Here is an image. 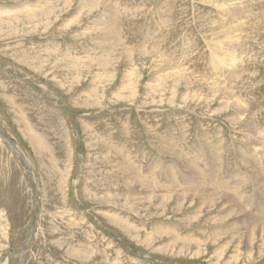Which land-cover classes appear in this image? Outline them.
<instances>
[{
  "label": "rangeland",
  "instance_id": "rangeland-1",
  "mask_svg": "<svg viewBox=\"0 0 264 264\" xmlns=\"http://www.w3.org/2000/svg\"><path fill=\"white\" fill-rule=\"evenodd\" d=\"M0 8L9 11L0 14V264H264L259 232L229 243L227 221L210 225L216 208L171 195L188 193L172 186L193 184L182 175L190 171L157 149L177 148L205 174L216 168L221 185L248 199L249 181L241 197L233 180L247 175L234 158L237 150L264 163V0H0ZM99 24L117 32L112 53L95 43ZM132 71L135 95L119 96ZM94 88L103 95L84 99ZM223 102L237 109L216 113ZM124 158L152 190L123 181ZM112 213L136 229L118 228ZM170 226L200 246L169 243ZM199 231L217 237L203 242ZM218 247L225 253L214 261Z\"/></svg>",
  "mask_w": 264,
  "mask_h": 264
},
{
  "label": "bare ground",
  "instance_id": "bare-ground-1",
  "mask_svg": "<svg viewBox=\"0 0 264 264\" xmlns=\"http://www.w3.org/2000/svg\"><path fill=\"white\" fill-rule=\"evenodd\" d=\"M95 1V0H94ZM111 1V0H110ZM98 1H96L97 3ZM104 2V1H103ZM58 3V2H57ZM86 3L85 1H82L81 2V9L84 8L86 6ZM108 3V2H107ZM65 5V3H64ZM119 5V4H118ZM94 6H96L94 4ZM134 6V5H133ZM148 6V5H147ZM87 8H84L86 9L87 11L91 12L92 11V7L90 4H87L86 6ZM96 8V7H95ZM125 8V7H124ZM52 9H53V6H52ZM57 9V8H56ZM79 9V8H78ZM127 9V8H126ZM16 9H14L13 11H15ZM139 10V9H138ZM50 11H52L50 9ZM56 11V10H55ZM54 11V12H55ZM58 11V9H57ZM121 11V10H120ZM130 11V10H129ZM9 11L8 10H4V9H1L0 8V14H5V13H8ZM124 12V11H122ZM135 12V11H134ZM148 12V11H146ZM43 13H45L44 11L41 13V15H43ZM121 13V12H119ZM130 13V12H129ZM139 13V12H138ZM117 15V14H116ZM118 16V15H117ZM44 17V15H43ZM95 18V17H94ZM122 18V17H121ZM120 18V19H121ZM98 19V18H97ZM119 19V18H118ZM119 19V20H120ZM92 20V19H91ZM100 20V19H98ZM114 21V19H112ZM126 22V21H125ZM90 23V22H89ZM93 23V22H92ZM91 23V24H92ZM102 23V22H101ZM104 23V22H103ZM98 23L95 22V24H92L93 26H95L97 28V25ZM120 24V23H118ZM101 25V24H99ZM115 26V24H114ZM91 27V26H90ZM112 26H103V24L101 25V28L99 27L98 30H100L101 33H99V36H96L95 38V43H98V45L100 46L101 45V50H104V49H107L108 45H111L112 44V47L111 48H108L107 50L111 51V49L113 47H115V45H113L112 43V40L113 38L117 37V32L115 31V29L112 27V31H111V28ZM94 28V27H93ZM84 29V28H83ZM97 30V29H96ZM95 30V31H96ZM118 30V29H117ZM93 31V30H91ZM83 32V31H82ZM97 32V31H96ZM94 35V33H92ZM86 35V34H84ZM121 35V34H120ZM115 36V37H114ZM118 38V37H117ZM101 40L103 41L101 43ZM119 40V39H118ZM118 43H120V40L117 41ZM116 43V41H115ZM114 43V44H115ZM124 43V42H122ZM108 44V45H107ZM217 44V43H216ZM120 45V44H119ZM117 46V45H116ZM123 47V46H122ZM218 48V47H217ZM114 50V49H113ZM112 50V51H113ZM111 51V53H112ZM121 51V50H120ZM114 52V51H113ZM154 55V54H153ZM110 56V55H109ZM121 56V55H120ZM122 56H126L127 60L129 61V57H128V54H123ZM152 56V55H151ZM108 58V56H106ZM110 58V57H109ZM215 58V57H214ZM120 59V58H119ZM79 60V59H78ZM90 60H95V59H90ZM111 60V59H110ZM113 60V59H112ZM234 60V59H233ZM216 61V60H215ZM67 62V61H66ZM75 62V61H74ZM168 62V61H166ZM219 62V61H218ZM234 63V62H233ZM75 64V63H74ZM73 64V65H74ZM105 64H109V60H103L100 65L103 67ZM113 64V63H111ZM227 64V63H226ZM225 64V65H226ZM70 65V64H69ZM105 65V69L108 68V66ZM235 65V64H234ZM111 66V65H110ZM154 66V65H153ZM170 66V65H169ZM223 66V65H222ZM72 67V65H71ZM75 67V65H74ZM103 67V68H104ZM158 67V66H157ZM160 67V66H159ZM226 67V66H225ZM231 67V66H230ZM114 68V67H112ZM161 68V67H160ZM216 68V67H215ZM75 69V68H74ZM159 71V70H157ZM181 75V74H180ZM184 75V74H182ZM132 79L135 81V75H134V72L132 71L131 73L128 72L127 74L124 75V80L122 82V86H121V92L119 90V96L121 94H126L127 96H132L135 95L136 93V89H137V85H138V80L137 82H132L131 84H129L130 81H132ZM138 79H139V76H138ZM183 79V77H182ZM185 79V78H184ZM238 79V78H237ZM179 80V79H178ZM177 80V81H178ZM181 80V79H180ZM159 81V80H158ZM157 81V82H158ZM176 81V82H177ZM196 83V82H195ZM199 83V82H198ZM178 85V84H177ZM176 85V86H177ZM237 85V84H236ZM173 87V86H171ZM240 87V86H239ZM148 88V87H147ZM163 88V87H162ZM213 88V87H212ZM159 89H161V87H159ZM158 90V88H157ZM163 90V89H162ZM98 91V92H97ZM103 90H97V88H94L92 90L89 91V93H87L88 95H84V99H90V101L92 100L91 99V96L90 95H93V94H101ZM155 91V90H154ZM218 91V90H217ZM163 91H161L162 93ZM86 93V92H84ZM156 93V92H154ZM221 93V92H220ZM231 93V92H230ZM156 94H159L158 92ZM225 94V93H224ZM102 95H103V92H102ZM150 95V94H148ZM95 96V95H93ZM150 97V96H149ZM231 97V96H230ZM95 98H98L97 95ZM100 98V97H99ZM154 99V98H153ZM95 99H93L94 101ZM235 100V99H234ZM89 101V100H87ZM86 101V102H87ZM100 101V100H99ZM95 102V101H94ZM93 102V103H94ZM98 102V101H97ZM229 102V101H228ZM235 102V101H234ZM96 103V102H95ZM238 103V102H237ZM244 103V101H243ZM97 104V103H96ZM99 104V102H98ZM97 104V105H98ZM258 104V103H257ZM92 105V104H91ZM101 106V105H100ZM237 104H233V105H230L228 103H221L219 107H215V112L216 113H221V112H225L226 110H228V108H231L233 111L237 109ZM210 107V106H209ZM181 108V107H180ZM183 110V109H181ZM214 111V110H213ZM229 112V111H228ZM239 115V114H238ZM248 115V114H247ZM245 116V115H244ZM229 119V122H230V126L232 125L233 127L235 126V124L238 122V119L235 117V116H232L231 118H228ZM250 119V118H249ZM241 120V119H240ZM141 121V120H140ZM243 121V120H242ZM251 121V120H250ZM247 122V121H246ZM242 123V129L239 128L240 132L243 131V128L245 129V126L248 125V123ZM240 123V122H239ZM144 124V123H143ZM147 128V127H146ZM232 128V127H231ZM254 129V128H252ZM236 130V128H235ZM246 130V129H245ZM244 130V131H245ZM249 130V129H248ZM256 130V129H255ZM147 133V132H146ZM236 133V132H235ZM240 134V133H239ZM242 134V133H241ZM32 138L31 140H33L34 142V135L32 134L31 135ZM36 136V135H35ZM148 136V135H147ZM248 136V135H247ZM264 134H262L261 136V133H260V137H263ZM37 137V136H36ZM230 137V136H229ZM173 138V137H172ZM244 138V136L242 137ZM164 139V138H163ZM183 139V138H182ZM247 139V138H246ZM263 139V138H262ZM35 140H38L35 138ZM149 140V139H148ZM175 140V139H174ZM229 140V139H228ZM235 140V139H234ZM150 141L153 142L152 139H150ZM149 141V142H150ZM202 141V140H201ZM232 141V140H231ZM236 141V140H235ZM244 141V140H243ZM248 141V139H247ZM32 142V141H31ZM160 142V141H159ZM263 143V141H260ZM148 143V142H147ZM181 143V142H180ZM239 143V142H238ZM245 143V142H244ZM247 143V142H246ZM254 143V141H253ZM256 143V142H255ZM90 144V143H89ZM152 145V143H150ZM156 144V143H155ZM171 145V144H170ZM248 145V144H247ZM254 145V144H253ZM261 145V144H260ZM87 146V145H86ZM166 147V146H165ZM153 148V147H152ZM232 148V147H231ZM119 154H121L116 148H114ZM157 149L159 150V153H161L160 155H162V157H164L165 155L164 154H167L170 156V154L172 155H176L183 164H185V167H184V170L186 172L190 171V176H186L187 174H182V175H185V178L188 179L189 181H191V183L193 184H178L176 186H172V188H178V189H185L188 193H180L178 191H175V192H170L171 195L177 197V198H189L190 200H197V203H198V209H202L203 207H212V208H216V215H215V218L211 219L209 222H210V225H220L222 226V223L223 222H228L232 228H229L228 230H224V235L223 236H227L228 237V242H232V241H239L241 239H248V238H251L253 236V234L256 232L259 234V237H264V186L261 187L262 185H260L261 183L264 185V166L261 164L260 161H256V158H248L247 156H242L237 150H235V162L236 164L238 163L240 166H242V168L244 169V171H246L247 175H243L241 174V176H237L235 175V177L233 178L234 182H235V185H236V188H237V191L239 192V195L241 197H243L244 195V192L241 191L240 187L241 185L245 182V181H249V184L251 185L252 187V191L250 192V195H247L248 199L246 197L244 198H239V196L236 194V192H234V190H232L231 192L228 191V187H226V185L224 184H220L221 181L225 180V177L226 176H219V173L217 174V170L216 168L214 169H209L207 168V170L210 172V171H213L214 174H208L206 173L205 174V171H201L202 169L200 168H195L193 165L191 166L189 163L187 164V159H183L181 156V152L178 151L177 148L175 147H166V148H162L161 146L160 147H157ZM241 149V148H240ZM226 150V149H225ZM232 150V149H230ZM262 150V149H261ZM156 151V149H155ZM234 151V149H233ZM244 151V149H243ZM213 152V151H212ZM225 152V151H224ZM254 152V150H253ZM158 153V154H159ZM200 153V152H199ZM234 153V152H233ZM243 153V152H242ZM143 154V153H142ZM179 154V155H178ZM214 154V153H213ZM260 154V153H259ZM216 155V153H215ZM261 155L262 157L264 156V152L261 151ZM227 156V155H226ZM144 158V157H143ZM217 158H220V157H217ZM197 159V158H195ZM230 159V158H229ZM122 160V161H121ZM205 160V159H204ZM121 163L117 164L116 165V169L118 170L119 173H121L122 177H123V181L125 182H130V183H133V184H137V183H142V184H138L139 187L138 188H142V189H150L152 190L151 187H149L150 185V182L146 181V177L144 178V176L139 173V170H136L135 166L133 165V163L130 161V160H126L125 158L124 159H120ZM217 161V160H216ZM230 161V160H229ZM234 162V163H235ZM207 163V161H206ZM199 164V163H198ZM203 164V163H202ZM231 164V163H230ZM217 165V164H216ZM229 165V164H228ZM234 165V164H232ZM200 166V165H199ZM207 166V165H206ZM206 166H205V169H206ZM231 166V165H230ZM236 168L237 165H235ZM204 167V165H203ZM215 167V165H214ZM114 168V167H113ZM204 169V170H205ZM262 169V171H261ZM152 170V168H151ZM219 170V169H218ZM150 171V170H149ZM152 173V172H151ZM154 173V172H153ZM217 174V176H216ZM174 174L170 175V176H173ZM120 176V175H119ZM149 176V175H148ZM151 176V175H150ZM211 177V178H210ZM222 178L219 183H216L215 185L212 186V180L214 178ZM240 177V178H239ZM148 179V177H147ZM155 179V178H154ZM236 179V180H235ZM153 180V179H152ZM172 180V179H171ZM115 181V180H114ZM119 181V180H118ZM216 181V179L214 180ZM213 181V183H214ZM261 181V183L258 184V182ZM121 182V181H120ZM173 182V181H172ZM195 182V183H194ZM162 183V182H160ZM224 183V182H223ZM246 183V182H245ZM164 184V183H163ZM217 184H218V187H217ZM167 185V184H164V186ZM247 185V184H246ZM168 186V185H167ZM166 186V187H167ZM243 187V186H242ZM197 210V209H196ZM198 210V211H199ZM109 213V212H108ZM124 214H126L125 212H123ZM107 214V213H106ZM220 214H223V218H219ZM260 214V215H259ZM112 215V218H114L113 220H110V218L108 219L109 222H112L114 223V225H116L117 227H124V228H130L132 226L133 229H136L135 225H131L129 224V222L127 221H123L120 216L118 214L116 215ZM119 216V217H118ZM111 217V216H110ZM242 217H246V219L249 220V222L245 225H243L242 227H235L236 225V222L242 218ZM80 219V218H79ZM2 220V219H1ZM196 221V220H195ZM2 222V221H1ZM219 223V224H217ZM124 225H126L127 227H125ZM118 227V228H119ZM154 227V226H152ZM0 228H1V223H0ZM89 230L92 231V228L90 227ZM90 231V232H91ZM176 231L179 232L178 230V227H172L170 226V232L168 234V236L170 238H173L174 241H171L169 243H173L174 242L177 244V242H185V243H188V242H191L192 240L197 244V247L200 246V243L201 241L199 242L197 239H182L180 238V236L178 234H176ZM127 232V231H126ZM201 237H202V241L204 242L205 240L211 238V234L212 233H206L205 231H199ZM219 236V235H218ZM217 237V236H215ZM213 237V238H215ZM138 237H136L137 239ZM184 238V237H183ZM211 238V239H213ZM256 238V237H255ZM135 239V240H136ZM252 239V238H251ZM132 240V239H131ZM253 240V239H252ZM255 240V239H254ZM260 240V239H259ZM258 240V241H259ZM139 241V240H138ZM256 241V240H255ZM264 241V239H263ZM248 242V241H247ZM262 242V241H261ZM169 243L167 244V246L169 245ZM193 243V242H192ZM194 243V244H195ZM239 243V242H238ZM190 244V243H189ZM252 244V243H250ZM187 245V244H185ZM227 245V243H226ZM239 245V244H238ZM165 246V245H164ZM217 246V245H216ZM263 246V245H261ZM163 247V246H162ZM166 247V246H165ZM164 247V248H165ZM174 247V246H173ZM180 247V246H179ZM183 247V246H182ZM215 247V246H214ZM264 247V246H263ZM168 248V247H167ZM192 248V247H191ZM240 248V247H238ZM183 249V248H182ZM214 249V248H213ZM199 250V249H198ZM202 250V249H201ZM225 250H223L222 247H218L217 250L214 251L213 253V260L214 261H218L220 259V257L222 258L223 254L225 253L224 252ZM162 252V251H161ZM166 252V251H165ZM185 252V251H184ZM191 252V251H190ZM197 252V251H196ZM160 253V252H159ZM173 253V252H172ZM181 253V252H179ZM196 254V253H195ZM198 254H199V251H198ZM234 255H232L230 258L231 260H234L233 262H237V258H238V252L235 250V252L233 253ZM118 258H120V253H117ZM191 255V254H190ZM261 255V254H260ZM196 256V255H195ZM90 255H86V257L84 258H89ZM117 257V256H116ZM117 258V259H118ZM130 259V258H129ZM239 259V258H238ZM131 260V263L130 264H142V262H139V261H133L132 259ZM117 263H114V264H120L121 261L118 259ZM133 261V262H132ZM110 263V262H109ZM5 264V263H3ZM104 264H108V262L104 263Z\"/></svg>",
  "mask_w": 264,
  "mask_h": 264
}]
</instances>
